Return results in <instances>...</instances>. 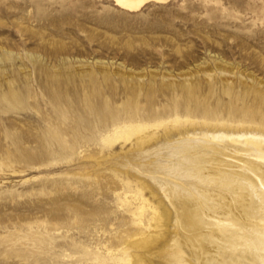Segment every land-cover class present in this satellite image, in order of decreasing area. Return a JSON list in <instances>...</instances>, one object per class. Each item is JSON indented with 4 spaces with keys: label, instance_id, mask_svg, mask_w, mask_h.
Returning a JSON list of instances; mask_svg holds the SVG:
<instances>
[{
    "label": "rangeland",
    "instance_id": "rangeland-1",
    "mask_svg": "<svg viewBox=\"0 0 264 264\" xmlns=\"http://www.w3.org/2000/svg\"><path fill=\"white\" fill-rule=\"evenodd\" d=\"M174 118L264 138V0H0V264H122L141 148L102 138ZM184 146L136 166L192 185Z\"/></svg>",
    "mask_w": 264,
    "mask_h": 264
},
{
    "label": "bare ground",
    "instance_id": "bare-ground-1",
    "mask_svg": "<svg viewBox=\"0 0 264 264\" xmlns=\"http://www.w3.org/2000/svg\"><path fill=\"white\" fill-rule=\"evenodd\" d=\"M113 1L122 10L137 12L148 3L166 0ZM187 124L209 126L174 118L160 124H122L103 136L106 144L141 148L122 160L133 165L126 171L137 183L139 203L128 210L129 230L116 237V259L122 264H264V138L242 132L178 129ZM159 127L163 138L153 131ZM178 143L187 144L181 151L189 162L186 166L176 163L174 173L194 184L164 173L171 167L166 162L136 166L143 154L151 155L159 146L166 151L168 145ZM233 154L238 158L227 163ZM138 250H146L149 260L138 255Z\"/></svg>",
    "mask_w": 264,
    "mask_h": 264
}]
</instances>
